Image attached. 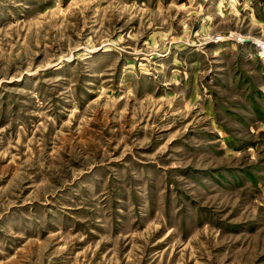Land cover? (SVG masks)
Listing matches in <instances>:
<instances>
[{
    "label": "rangeland",
    "instance_id": "obj_1",
    "mask_svg": "<svg viewBox=\"0 0 264 264\" xmlns=\"http://www.w3.org/2000/svg\"><path fill=\"white\" fill-rule=\"evenodd\" d=\"M264 0H0V264H264Z\"/></svg>",
    "mask_w": 264,
    "mask_h": 264
},
{
    "label": "bare ground",
    "instance_id": "obj_2",
    "mask_svg": "<svg viewBox=\"0 0 264 264\" xmlns=\"http://www.w3.org/2000/svg\"><path fill=\"white\" fill-rule=\"evenodd\" d=\"M261 55H262V57H264V49L261 50Z\"/></svg>",
    "mask_w": 264,
    "mask_h": 264
}]
</instances>
